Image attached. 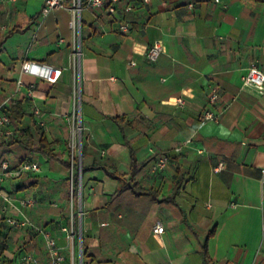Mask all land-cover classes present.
I'll return each instance as SVG.
<instances>
[{
  "label": "crops",
  "instance_id": "obj_1",
  "mask_svg": "<svg viewBox=\"0 0 264 264\" xmlns=\"http://www.w3.org/2000/svg\"><path fill=\"white\" fill-rule=\"evenodd\" d=\"M43 2L0 0V104L20 105V128L41 120L55 158L33 154L41 170L13 179L12 197L0 190L1 210L26 219L18 200L36 199L27 187L39 179L54 185L55 204L39 215L62 264L76 256L79 264H264V96L241 83L253 62L264 74V0H134L116 16L84 9L77 89L71 15H43ZM154 42L162 53L149 62ZM24 62L58 70L56 81L23 73ZM212 88L219 119L203 122ZM75 124L77 168L85 170L79 240L69 199ZM131 153L144 166L134 189L116 193L130 181ZM162 156L165 167L153 171ZM157 222L160 236L152 234ZM21 230L0 238V264H20L25 254L52 264L43 238Z\"/></svg>",
  "mask_w": 264,
  "mask_h": 264
},
{
  "label": "built area",
  "instance_id": "obj_2",
  "mask_svg": "<svg viewBox=\"0 0 264 264\" xmlns=\"http://www.w3.org/2000/svg\"><path fill=\"white\" fill-rule=\"evenodd\" d=\"M16 1V0H10ZM134 0H44L42 7V14L46 15L57 9L67 10L71 15L69 28L73 34V47H72V66L75 78V87L77 89V82L79 83L80 76V60L82 56L81 48V13L84 9L90 10H103L110 16H116L118 14L127 13L132 9V3ZM151 0H141L143 4H149ZM215 3H220V0H214ZM191 7V6H190ZM118 29L121 33H127L129 26L125 22H120ZM162 53V46L159 42L151 44L146 53V59L149 62H155L159 55ZM130 65L134 66L135 63L131 62ZM22 71L25 74L35 75L38 78L44 79L53 83L58 77V70L52 67L42 68L41 66L24 62L22 64ZM242 88L248 92L257 94L258 96H264V74L258 67L256 62H253L248 67L245 75L241 78ZM21 86V83H18ZM219 91L216 88H212L208 94V107L202 112L201 120L203 122H217L219 114L213 109L214 104L219 99ZM179 106L184 105V101L181 98L176 100ZM9 106V100L0 104V139L7 142L14 135V128L12 127L9 113L6 108ZM38 125L44 126L43 122L39 120ZM81 130V128L79 129ZM80 149V146H79ZM73 152V148L71 149ZM167 163V159L162 156L158 158L153 167V171H161ZM224 168V162L221 161L214 168V172H219ZM41 170L38 161H27L15 168H11L8 161L3 160L0 164V182L5 178L17 179L26 173H37ZM264 176V167L261 170ZM78 176L80 180V169H78ZM71 178V176H70ZM80 182V181H79ZM0 197L3 200H7L5 196ZM18 204L23 209H30L36 205V199L33 195H28L18 200ZM7 208L4 207L0 212V220L3 221L8 227L20 230L28 227L33 234L41 236L45 241L47 250L49 252L52 264H62L63 257L59 254L56 248L55 239L52 237L50 231L45 228H38L30 224L27 219H15L12 216L6 214ZM164 226L162 223L157 222L152 227V234L160 236L164 233ZM73 238V235L72 237ZM20 264H37V259L32 254H25L20 259Z\"/></svg>",
  "mask_w": 264,
  "mask_h": 264
},
{
  "label": "trees",
  "instance_id": "obj_3",
  "mask_svg": "<svg viewBox=\"0 0 264 264\" xmlns=\"http://www.w3.org/2000/svg\"><path fill=\"white\" fill-rule=\"evenodd\" d=\"M16 30H13L11 33L15 32ZM9 34V35H10ZM82 36V32H81ZM7 112L10 116V121L12 124V127L14 128V135L7 141L0 142V161L3 160L8 161V164L11 168H15L19 166L20 164L30 161L33 154L38 153L42 155L43 157L52 160L55 158V155L50 148L45 133L40 125L37 123H34L32 127H24L20 128L21 120L20 118L23 116L20 105L18 103H11L8 108H6ZM114 121H116L118 124L120 120L118 118H114ZM83 145L81 147V158L83 157ZM7 155L12 156V160L7 158ZM131 155V170H130V181L127 184H120L119 189L116 193H119L121 191H125L127 189H134V177L137 175L138 172L141 171L144 164L137 165L136 161L134 159L133 153ZM71 169L74 172L71 181H70V192H69V199L73 207L76 206L77 198H78V192H79V176H78V168H77V159L72 156V163H71ZM95 167L104 169L103 165L97 164ZM84 168L81 167L80 173H81V187H82V178L84 174ZM117 180H121L119 177H116ZM24 186L19 187L20 189H23ZM2 250V247L0 246V251ZM83 257H85V251L83 250Z\"/></svg>",
  "mask_w": 264,
  "mask_h": 264
},
{
  "label": "rangeland",
  "instance_id": "obj_4",
  "mask_svg": "<svg viewBox=\"0 0 264 264\" xmlns=\"http://www.w3.org/2000/svg\"><path fill=\"white\" fill-rule=\"evenodd\" d=\"M78 98V94L76 95V100ZM74 137L70 141V149L73 148V157L76 158L77 155H79V139L80 137V127L78 124H75L74 128ZM1 164V161H0ZM23 177V176H22ZM13 179L11 178H5L2 182H0V190H4L8 193L9 196L12 197L14 191H16L17 186L12 184ZM13 185L9 187L10 185ZM30 194L36 195L38 206H35L34 208L28 209L29 215L25 214V218L30 222L31 225L36 226L38 228H46L50 223L48 221H44L42 217L39 215V211L41 210H47L49 207H53L50 203V200H52L53 204H55L54 201V195L56 193V187L48 182H43L42 179H39V181L36 183H32V186L27 187ZM70 208L72 210V223H73V233L77 240H79V218L82 216V212L78 211V207H73L70 204ZM0 210H1V202H0ZM57 226V225H56ZM24 229L30 230L28 227L23 228L21 231H24ZM15 229H12L5 225L3 221L0 220V238L4 241H6L7 234L12 232ZM19 231V230H16ZM4 237L5 239H3ZM55 239V238H54ZM76 240V241H77ZM75 263L79 264V256L75 257Z\"/></svg>",
  "mask_w": 264,
  "mask_h": 264
},
{
  "label": "water",
  "instance_id": "obj_5",
  "mask_svg": "<svg viewBox=\"0 0 264 264\" xmlns=\"http://www.w3.org/2000/svg\"><path fill=\"white\" fill-rule=\"evenodd\" d=\"M79 146H81V144H80V140H79ZM80 150V149H79ZM80 183V182H79ZM80 185H79V196H80Z\"/></svg>",
  "mask_w": 264,
  "mask_h": 264
}]
</instances>
